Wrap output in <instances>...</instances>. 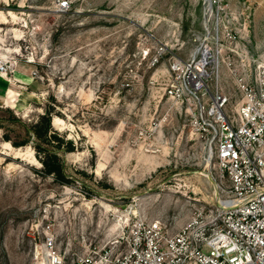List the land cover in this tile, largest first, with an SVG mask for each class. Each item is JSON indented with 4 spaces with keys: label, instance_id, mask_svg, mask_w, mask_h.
<instances>
[{
    "label": "rangeland",
    "instance_id": "1",
    "mask_svg": "<svg viewBox=\"0 0 264 264\" xmlns=\"http://www.w3.org/2000/svg\"><path fill=\"white\" fill-rule=\"evenodd\" d=\"M58 1L0 0V58L18 59L0 74V264H27L52 233L64 254L109 248L119 220L177 231L198 201L216 203V149L166 93L174 58L204 32L203 0H68L64 11ZM230 1L238 38L225 49L236 66L264 64V0ZM47 109L73 140L61 152L69 182L42 172L33 147Z\"/></svg>",
    "mask_w": 264,
    "mask_h": 264
},
{
    "label": "built area",
    "instance_id": "2",
    "mask_svg": "<svg viewBox=\"0 0 264 264\" xmlns=\"http://www.w3.org/2000/svg\"><path fill=\"white\" fill-rule=\"evenodd\" d=\"M58 2L61 11L69 7L68 0ZM202 18L197 47L188 58H174L166 93L216 149L215 205L198 201L176 233L158 220H119L112 246L88 252L62 253L52 233L35 243L27 264H264V64L236 66L225 49L238 38L230 0H203ZM163 51L157 48L155 60ZM17 62L0 58V74ZM223 67L234 77L235 102L222 84Z\"/></svg>",
    "mask_w": 264,
    "mask_h": 264
},
{
    "label": "trees",
    "instance_id": "3",
    "mask_svg": "<svg viewBox=\"0 0 264 264\" xmlns=\"http://www.w3.org/2000/svg\"><path fill=\"white\" fill-rule=\"evenodd\" d=\"M14 120L21 121L17 117H14ZM31 128L33 129V134L36 136L33 147L41 163V171L45 174H52L60 181L69 182L70 178L66 172L65 162L61 156V152L63 148L69 151L72 150L73 140L65 141L63 135L54 130L52 125V111L49 109L39 116L38 121L32 124ZM5 136L10 140L8 134H5ZM64 142L67 145H64ZM22 144L25 143H20L19 145Z\"/></svg>",
    "mask_w": 264,
    "mask_h": 264
},
{
    "label": "bare ground",
    "instance_id": "4",
    "mask_svg": "<svg viewBox=\"0 0 264 264\" xmlns=\"http://www.w3.org/2000/svg\"><path fill=\"white\" fill-rule=\"evenodd\" d=\"M8 79L4 78V77H0V82H6Z\"/></svg>",
    "mask_w": 264,
    "mask_h": 264
},
{
    "label": "crops",
    "instance_id": "5",
    "mask_svg": "<svg viewBox=\"0 0 264 264\" xmlns=\"http://www.w3.org/2000/svg\"><path fill=\"white\" fill-rule=\"evenodd\" d=\"M181 227H182V226H181ZM181 227H180V228H181ZM180 228H179V229H180ZM179 229H178V230H179ZM178 230H177V231H178ZM177 231H173L172 233H176Z\"/></svg>",
    "mask_w": 264,
    "mask_h": 264
}]
</instances>
